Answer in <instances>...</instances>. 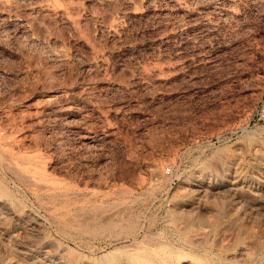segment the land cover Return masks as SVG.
I'll return each instance as SVG.
<instances>
[{
  "label": "rangeland",
  "instance_id": "obj_1",
  "mask_svg": "<svg viewBox=\"0 0 264 264\" xmlns=\"http://www.w3.org/2000/svg\"><path fill=\"white\" fill-rule=\"evenodd\" d=\"M0 264H264V0H0Z\"/></svg>",
  "mask_w": 264,
  "mask_h": 264
},
{
  "label": "bare ground",
  "instance_id": "obj_2",
  "mask_svg": "<svg viewBox=\"0 0 264 264\" xmlns=\"http://www.w3.org/2000/svg\"><path fill=\"white\" fill-rule=\"evenodd\" d=\"M2 190V189H1Z\"/></svg>",
  "mask_w": 264,
  "mask_h": 264
}]
</instances>
